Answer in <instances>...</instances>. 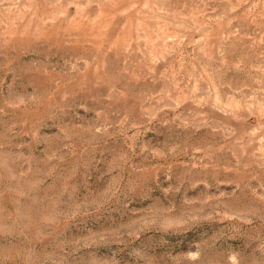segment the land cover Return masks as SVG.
<instances>
[{
  "label": "rangeland",
  "instance_id": "obj_1",
  "mask_svg": "<svg viewBox=\"0 0 264 264\" xmlns=\"http://www.w3.org/2000/svg\"><path fill=\"white\" fill-rule=\"evenodd\" d=\"M0 264H264V0H0Z\"/></svg>",
  "mask_w": 264,
  "mask_h": 264
}]
</instances>
